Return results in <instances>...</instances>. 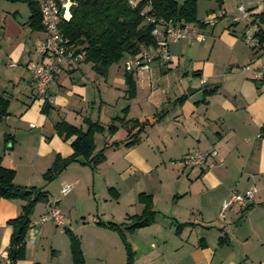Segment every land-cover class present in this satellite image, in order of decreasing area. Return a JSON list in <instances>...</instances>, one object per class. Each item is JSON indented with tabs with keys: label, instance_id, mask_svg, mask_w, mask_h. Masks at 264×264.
<instances>
[{
	"label": "crops",
	"instance_id": "0c3cea01",
	"mask_svg": "<svg viewBox=\"0 0 264 264\" xmlns=\"http://www.w3.org/2000/svg\"><path fill=\"white\" fill-rule=\"evenodd\" d=\"M238 4L254 15L264 14V0H222L221 5L215 0H198L196 29L202 39L169 41V63L153 59L149 70L131 72L136 90L130 99L125 97L122 67L112 81L119 85L114 89L118 95L106 101L99 98L98 103L92 100L87 104L91 108L88 111L81 105L82 89L66 96L60 88L75 69L82 73L80 65L66 66L55 74L47 88L51 107L56 103L58 108H50L47 114L41 111L44 99L36 93L26 69L29 61L38 58L34 44L43 33L30 28L28 31V19H2L0 97L8 100L7 114L0 119L3 166L13 168L15 173L23 166L42 171L48 165V169L57 154L66 157L72 152V137L58 135L54 124L63 119L84 129L85 117L99 122L102 109L112 103L120 111L114 116L123 117L122 110L128 107L126 119L153 122L139 142L131 146L121 142L126 131L119 124L114 134L96 133L95 151L105 142L119 143L106 149L105 160L95 169L75 161L59 173L57 187L72 185L67 194L49 192L43 179L34 183L29 178L24 184L14 180L17 185H40L47 193L46 210L39 216L31 215L30 220L46 213L55 201L70 216L74 212L80 215L82 220L75 221L74 228L64 227L78 237L83 264L125 263L126 252L119 233L98 221L119 224L126 222L128 216L139 214L143 206L138 199L140 194L151 196L156 215L147 226L123 230L133 253V264H264V79H255L253 70L244 69L264 62V53L263 48L251 51L243 43V25L233 22L230 16ZM219 8L226 11V16L214 25L201 23L206 14ZM260 24L264 30V22ZM188 87L198 90L188 95ZM203 90L212 92L204 94ZM181 96L184 98L178 101ZM66 105L72 112L62 111ZM114 116L107 115L106 125ZM100 136L103 140L98 142ZM212 149L217 156L208 157L204 168L178 163L193 150ZM95 180H99V195L93 188ZM252 186L257 188L255 200L231 207L226 221L220 220V203L230 190L243 192ZM67 196L70 202L66 201ZM23 203L20 199L0 197V264H12V227L7 221L19 215ZM85 204L86 211L79 208ZM107 204L111 205L106 207ZM90 213L92 218L85 220L84 215ZM49 222L36 228L34 242L25 243L24 258L13 264H42L36 247L40 249L46 240L54 256L49 264H63L54 255L61 249L65 262L73 264L69 240L60 241V246L53 242L57 231Z\"/></svg>",
	"mask_w": 264,
	"mask_h": 264
},
{
	"label": "trees",
	"instance_id": "16d2710c",
	"mask_svg": "<svg viewBox=\"0 0 264 264\" xmlns=\"http://www.w3.org/2000/svg\"><path fill=\"white\" fill-rule=\"evenodd\" d=\"M27 2L30 15L27 20L28 27L33 31H42L40 9L37 0H24ZM198 0H184L178 4L176 0H137L133 6L128 0H71L69 18L62 19L60 28L68 40V44L79 51L84 52L81 62L90 63L92 69L103 76L107 75L111 64L117 63L128 56H133L147 45L153 44L151 35L152 23L145 16L153 18H173L187 22L197 23ZM221 5L222 0H215ZM259 24V46L264 53V30L260 22H264V14H253ZM79 62L77 65H79ZM127 99L135 95V79L131 72H124ZM212 90H203L208 94ZM184 96L177 100L181 101ZM8 100L0 97V119L7 114ZM51 104L44 99L41 111L49 112ZM127 108H123V117L114 116L108 125L103 126L98 121L89 117L84 118L85 128L73 125L65 120H59L54 124L55 131L64 138H71L72 152L66 157L57 154L44 172L47 180L61 173L70 163L79 162L89 166L92 170L105 160L106 149L117 145L118 141L104 143L103 147L95 151L94 135L107 131L114 134L120 125L126 131L125 138L121 141L125 146H131L139 142L141 134L146 127L153 122L149 119H126ZM155 118V117H154ZM157 119V118H156ZM119 124V125H118ZM15 170L1 164L0 156V197L5 199H20L24 203L21 211L15 218L7 222L12 227L10 238L9 257L13 264L25 256L24 237L28 230L30 215L38 202H47V193L43 187L17 185L14 182ZM139 202L143 205L139 214L130 215L123 223H103L116 230L123 242L126 252L124 264H133V253L126 241L123 230L134 231L137 228L147 226L155 220L156 211L150 195L140 194ZM182 226L181 224L178 227ZM63 231L69 240L70 255L73 264H83V254L80 241L76 234L63 227ZM222 241V239L220 240ZM14 250V253H12Z\"/></svg>",
	"mask_w": 264,
	"mask_h": 264
},
{
	"label": "built area",
	"instance_id": "2783aa9c",
	"mask_svg": "<svg viewBox=\"0 0 264 264\" xmlns=\"http://www.w3.org/2000/svg\"><path fill=\"white\" fill-rule=\"evenodd\" d=\"M137 0H128L133 6ZM40 9V19L43 26V36L34 44V51L38 55L37 60L29 61L26 69L30 73L32 84L38 96L49 101L47 88L53 81L55 74L66 66L77 65L82 61L84 52L73 48L68 44L61 28V20L69 18L71 0H37ZM226 11L219 8L216 11L206 14L201 23L214 25L220 18L226 16ZM233 22L244 23L242 40L252 49L259 46V24L254 19L251 11L243 4H238L236 10L230 14ZM148 22L152 23L151 35L153 44L147 45L133 56L124 59L123 69L126 72H140L149 70L153 59H159L169 63L171 54L168 49L169 41L187 40L193 41L202 39V35L196 29V23L173 18H153L145 16ZM14 65V64H12ZM245 70H253L255 79H264V62L256 66H246ZM217 156V151L193 150L178 161L183 166L204 168L208 157ZM72 189L71 184H64L60 193L67 194ZM257 188L252 186L243 192L230 190L222 200L219 207L218 218L226 221V214L235 205H246L256 198ZM51 221L57 227L65 226V214L57 205L52 203L49 210L40 215L38 219L31 220L24 237V243H33L37 227Z\"/></svg>",
	"mask_w": 264,
	"mask_h": 264
},
{
	"label": "rangeland",
	"instance_id": "374dc122",
	"mask_svg": "<svg viewBox=\"0 0 264 264\" xmlns=\"http://www.w3.org/2000/svg\"><path fill=\"white\" fill-rule=\"evenodd\" d=\"M29 15H30V9H29V6H28L26 1H24V0H0V19H1L0 26L1 27L4 26V24H3L4 22L2 19H13L15 22H18L21 19L23 22L29 18ZM242 25L244 28V23H242ZM26 26L28 27V24H26ZM27 30L28 31L30 30L29 27L27 28ZM25 38H27V37H25ZM0 40L3 41L1 29H0ZM249 48L251 51L253 50L251 47H249ZM257 52H260V51H257ZM123 62H124V59L120 60L117 63H113L109 66L108 72H107L109 75V80L108 79L106 80V76H103V75L96 73L92 69V66L90 63L81 62L79 65H80V69H81L82 73L79 72V69H75L70 74V76H67V78L63 81L62 87H60V88L63 92H65L66 96L67 95H71V96L75 95L74 92H76V89H79V88L82 89L84 95H83V99L81 100L82 101L81 105L83 107H86V109L89 111V110H91V108L90 107L88 108L87 104L89 102H92V100L95 99L98 103L99 98H102L103 100L106 101V99H113L116 97V95H118V94H116L114 89H115V87H119V85L113 83L112 81H113L114 76L117 73L118 74L121 73V68L123 66ZM118 69L120 72H118ZM110 85L113 87H111ZM108 87H109V90H106ZM78 98H80V97H78ZM69 102L70 101H68L67 103L69 104ZM112 104H113V106L109 105L107 108L102 109V111L100 113L101 117H100L99 122L103 125H106L108 122L107 115H113L114 116L116 114V112H118L120 114L119 109H117V107L114 109V103H112ZM51 108H53L54 110H58V108L56 107V103H54ZM65 108L66 109H63L62 111L72 112L69 105H66ZM95 109H97V108L95 107ZM82 114H83V111H82ZM83 122H84V120H83ZM101 140H103V137L98 138V142ZM47 167H48V165H45L44 169L42 171H39L35 168L30 170L28 166L19 167L17 169L18 171L15 173L14 180L18 183L24 184V182H27L29 180V178H31V180L34 181V183H36L40 180L42 181V179H43L44 181L42 184H44L43 186H45V187L48 186L50 188L49 192H52V193L58 192V194H59L60 190H61V186L57 187L58 186L57 177L55 176L52 179L47 180L43 176L44 172L47 170ZM29 173H32V175L29 176ZM97 181H99V180H95L93 188H94V191L97 192L99 195L100 189H99V182H97ZM36 187H40V185L36 186ZM89 192H90V194H92V187L91 186L89 187ZM102 195H103V193L100 195V200L102 198ZM66 201L70 202L71 198L69 196H67ZM101 203H102V201H101ZM110 205L111 204H107L106 207H109ZM90 206L93 209L95 207V205L92 202L90 203ZM68 207H69V205H68ZM46 208H47V206L44 202H38L35 205L31 215L32 216H35V215L39 216V212H44L46 210ZM79 208H82V209L84 208V211H86L87 210V204H85L84 206L79 205ZM62 210L65 214V225L67 228H69V229H71V227L74 228L75 221L79 222L80 220H82V218L79 217L80 215H76L75 212L73 213L72 216H70L69 212L66 209L63 208ZM38 216H36L35 218H37ZM84 216L86 217L85 220H90V218H92L91 213L85 214ZM68 223H70V224L68 225ZM48 225H50V226L52 225V227H54L57 231V234H55L53 236V239H52L53 242H55L58 246H60L61 242L63 240L68 241V238H67V235L65 234V232H61L62 234H59L60 230H63L62 227L54 226V224H52L51 222H49ZM48 242H49L48 240L43 242V245H42V247H40V249L38 247H36V249H38V254H39V256H40V258L44 264H49L50 258L54 257L51 254V252L53 250L51 249V246ZM61 250L62 251L56 250L55 251L56 253L54 255L60 259L61 263L65 264L67 262V260L65 262L63 249H61ZM82 254H83V252H82ZM83 260H84V255H83ZM68 261H70V259ZM84 261H83V263H84ZM71 262H72V259H71ZM71 262H69V263H71Z\"/></svg>",
	"mask_w": 264,
	"mask_h": 264
},
{
	"label": "water",
	"instance_id": "95a60500",
	"mask_svg": "<svg viewBox=\"0 0 264 264\" xmlns=\"http://www.w3.org/2000/svg\"><path fill=\"white\" fill-rule=\"evenodd\" d=\"M198 89L197 88H193V87H188L186 89V92L188 95L192 94L193 92L197 91ZM12 253H14V250H12Z\"/></svg>",
	"mask_w": 264,
	"mask_h": 264
}]
</instances>
